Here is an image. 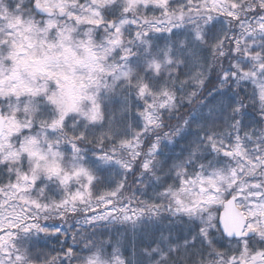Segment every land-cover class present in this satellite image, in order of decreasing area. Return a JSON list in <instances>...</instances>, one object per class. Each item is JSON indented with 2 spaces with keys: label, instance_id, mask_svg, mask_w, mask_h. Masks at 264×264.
I'll return each instance as SVG.
<instances>
[{
  "label": "snow or ice",
  "instance_id": "1",
  "mask_svg": "<svg viewBox=\"0 0 264 264\" xmlns=\"http://www.w3.org/2000/svg\"><path fill=\"white\" fill-rule=\"evenodd\" d=\"M0 264H264V0H0Z\"/></svg>",
  "mask_w": 264,
  "mask_h": 264
}]
</instances>
